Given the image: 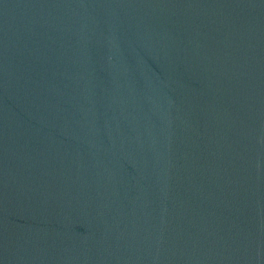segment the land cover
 Returning a JSON list of instances; mask_svg holds the SVG:
<instances>
[{"label": "water", "instance_id": "95a60500", "mask_svg": "<svg viewBox=\"0 0 264 264\" xmlns=\"http://www.w3.org/2000/svg\"><path fill=\"white\" fill-rule=\"evenodd\" d=\"M0 264H264V0H0Z\"/></svg>", "mask_w": 264, "mask_h": 264}]
</instances>
